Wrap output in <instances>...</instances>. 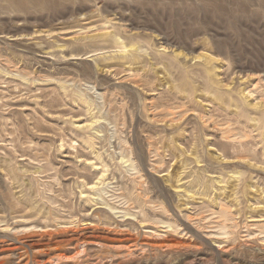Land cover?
Wrapping results in <instances>:
<instances>
[{
    "label": "rangeland",
    "instance_id": "1",
    "mask_svg": "<svg viewBox=\"0 0 264 264\" xmlns=\"http://www.w3.org/2000/svg\"><path fill=\"white\" fill-rule=\"evenodd\" d=\"M144 1L0 0V264H264V0Z\"/></svg>",
    "mask_w": 264,
    "mask_h": 264
},
{
    "label": "bare ground",
    "instance_id": "2",
    "mask_svg": "<svg viewBox=\"0 0 264 264\" xmlns=\"http://www.w3.org/2000/svg\"><path fill=\"white\" fill-rule=\"evenodd\" d=\"M7 1L10 4L11 3L12 4H15L19 8H24L25 7V0H7ZM158 1H164V2H166L168 4V7H169L170 10H175V8H176V1H178V0H145L144 2H142V3H145V6H143V7L145 8V7H148V5H154ZM198 1L201 2V3H205V2H208V1L209 2H212V3H207L206 5H204L205 8H208V6H210L215 11H222L221 10L222 9V6L219 3L220 0H198ZM51 6L54 7L53 5H51ZM184 9L187 10L189 8H184ZM196 9L201 10L202 9V6L196 8ZM109 35L110 34H104L103 36H109ZM110 37L112 39L111 38H109V39L108 38H105L103 42H111L113 45L118 46L122 50H124V53L125 54L132 53V55H135L134 53L137 50H139L140 48H142V46H143V43L140 40L139 41H134V39H130L129 41H124L122 39L121 42H120V39H121L120 36H117V35L113 34V36H110ZM160 46H164V49H167V47H168V45H165L164 43L161 44ZM127 48H130L131 51H128ZM173 53H176V56L177 57H179L181 55V52L180 51H177V49H174V52ZM204 54H206V53H204ZM127 57H131V55H128ZM196 57L202 58V57H209V56L208 55H203V54L198 55V56H193V58H196ZM178 88H181V92L187 93V96L188 97L193 94L192 89L189 88L187 86V84L184 83V82L181 83L180 85H178ZM205 89L208 90L206 87H205ZM115 121L118 124H120L122 122V119H121L120 115L118 116V118Z\"/></svg>",
    "mask_w": 264,
    "mask_h": 264
}]
</instances>
